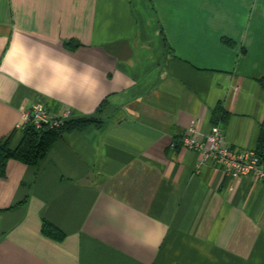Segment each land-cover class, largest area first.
I'll return each instance as SVG.
<instances>
[{
	"label": "crops",
	"instance_id": "crops-1",
	"mask_svg": "<svg viewBox=\"0 0 264 264\" xmlns=\"http://www.w3.org/2000/svg\"><path fill=\"white\" fill-rule=\"evenodd\" d=\"M261 77L264 0H0V141L36 101L103 120L7 162L0 264H264V182L180 141L221 106L226 142L253 150Z\"/></svg>",
	"mask_w": 264,
	"mask_h": 264
},
{
	"label": "built area",
	"instance_id": "built-area-1",
	"mask_svg": "<svg viewBox=\"0 0 264 264\" xmlns=\"http://www.w3.org/2000/svg\"><path fill=\"white\" fill-rule=\"evenodd\" d=\"M71 116L67 108L53 113L43 102L36 101L29 108L22 109L18 128L23 129L27 123L35 127L42 125L57 127ZM198 124V119L193 120L180 139L184 148L199 153L200 160L196 165L197 168L201 164L210 163L217 166L232 180L249 177L255 181L264 182V161L260 160L253 150H239L231 147L226 142L218 124L214 125L208 134L201 135Z\"/></svg>",
	"mask_w": 264,
	"mask_h": 264
},
{
	"label": "trees",
	"instance_id": "trees-1",
	"mask_svg": "<svg viewBox=\"0 0 264 264\" xmlns=\"http://www.w3.org/2000/svg\"><path fill=\"white\" fill-rule=\"evenodd\" d=\"M258 81L264 87V77L259 78ZM224 116L221 106H217L212 113L213 123H221ZM102 123L103 120H99L95 116L84 115H72L57 127H49L47 125L35 127L33 124L27 123L22 129V138L16 147L11 148L9 146L10 137L0 141V176L4 175L6 164L9 160L13 159L26 165L37 166L50 146L64 132L82 131L91 124L100 126ZM253 151L260 160L264 161V120L261 122L257 143ZM41 232L52 238H56L58 233L47 222L42 223Z\"/></svg>",
	"mask_w": 264,
	"mask_h": 264
}]
</instances>
